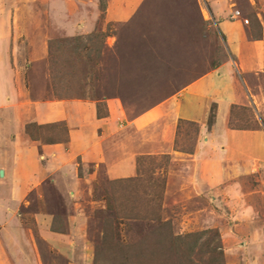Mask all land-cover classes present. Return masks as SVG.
Returning a JSON list of instances; mask_svg holds the SVG:
<instances>
[{
  "label": "rangeland",
  "instance_id": "1",
  "mask_svg": "<svg viewBox=\"0 0 264 264\" xmlns=\"http://www.w3.org/2000/svg\"><path fill=\"white\" fill-rule=\"evenodd\" d=\"M137 1L0 0V96L15 105L65 97L87 104L94 118L117 108L129 120L179 98L183 87L212 71L207 84L215 96L204 124L212 113L213 122L229 129L220 158L214 157L218 167L160 155L147 145L131 177L111 180L76 166L82 177L63 184L47 173L35 175L30 157L21 163L20 149L13 167L18 187H11L9 164L0 160V251L11 257L10 248L33 252L36 264H264V0L231 4L227 23H237L235 34L258 39L256 56L245 63L234 52L247 47L231 50L224 43L221 20L206 14L201 0ZM231 57L233 86L214 71ZM5 67L15 70L16 83ZM111 82L118 85L108 88ZM233 87L237 98L228 90ZM18 88L19 100L10 97ZM106 99L114 106L102 108ZM190 104L193 112L196 100ZM18 110L20 144L39 136L42 143L63 139L57 125L35 129L24 123L27 107ZM197 129L183 123L171 136L190 152ZM56 168L44 170L53 175ZM16 190L14 201L9 192Z\"/></svg>",
  "mask_w": 264,
  "mask_h": 264
},
{
  "label": "crops",
  "instance_id": "2",
  "mask_svg": "<svg viewBox=\"0 0 264 264\" xmlns=\"http://www.w3.org/2000/svg\"><path fill=\"white\" fill-rule=\"evenodd\" d=\"M140 1L141 0H138L136 5ZM201 1L203 3L201 4L206 7L208 13L210 14L211 12V17L215 16L221 20L218 25L220 29H222L221 32L223 34L218 30L219 28H215L219 31L221 36L224 37V43L228 42L231 50H233L236 45L241 47L243 44L245 45L243 47H247L248 51H252V54L248 56H244V52H247V49H240L239 52L235 51L234 54L236 53L238 61L240 63H245L250 57L256 56L255 52H257L256 45L258 42L249 40L244 32L237 36L235 34L236 30L234 31L237 23L233 22L230 25L227 23L233 20L229 16L233 14L234 11L231 9V4L236 0H225L227 4L223 0ZM196 10L200 13L198 6ZM66 27H68L69 30H74L71 25H67ZM66 27L63 28L66 29ZM230 49L228 48L229 53ZM1 50H3L2 47ZM256 59L259 60L258 58ZM232 61L233 59L231 57L227 59V61H222L221 64L214 69V71L220 74H217V76H219L221 80L227 82V84H231L230 86H233L231 82L236 80L233 78V72H229V69L232 70L234 64L237 66L236 63ZM5 69L7 68L5 67ZM7 70L9 75L11 73L12 81L16 83L14 77L15 70ZM247 70L251 72V69ZM211 75L212 71L205 73L203 76L197 78L196 81L183 87L182 89H185L180 91V97L173 98V102L172 100L158 102L136 118L129 120L126 115L124 116L122 109H117L116 107H114L116 110L112 109L114 110L113 112L109 113L108 111V116H106V118H94L93 111H91V107L87 108V104L83 105L79 100H68L65 99V97L52 101L24 102L23 104L20 100L15 105L8 100L9 96H0V130L4 132L0 140L1 145H3V148H0V160L8 162L9 164V172H6V174L10 176L11 182L15 185H11V187H18L14 181L13 167L15 166V162L19 159V156H16V152L20 149L25 151V154L20 156L21 159H23L21 163L28 162V157H30L33 167L31 171H33V173L35 172V175L38 173H47L46 176L51 175L53 182L55 181L54 177H57V180H62L63 184L65 180H78V178L82 177L78 175V171L76 172V166H80L83 171L85 167H91L90 171L92 174L101 172L111 180L131 177L136 173L138 167L137 160L143 157L140 150L142 147H147V145L151 147L154 146L160 155L173 156L175 154L178 157L184 155L187 158L186 162H192L193 164L196 163L197 160L201 162L209 160L214 163V168L219 164V161H216L215 158L218 160L220 158V150H224L225 148L229 129L225 123L220 124V121H216L210 126L204 124L209 104L212 105L209 101L215 96L213 90L208 91L207 83L209 80L212 81ZM251 75L252 72L249 76ZM117 85L116 83L113 85L111 82L107 87L111 88V86L115 87ZM2 86L4 85L2 84ZM18 89L19 92L16 95H10V97L18 98V100L22 99L21 90L20 88ZM235 89L237 90L236 87L228 88V90L233 93L234 98H237L239 96L235 94L237 93V91H234ZM222 96L223 95L217 97V100L214 101V105L220 102L219 100L222 101ZM191 98L192 100H196L197 105L195 109H193V112L198 111V115H193V112H188L186 109L191 105ZM113 100L114 99L102 100V108L114 106L112 102L115 101ZM19 105L26 106L28 109V116H30L24 123H35L37 125L59 124L58 126L63 129L61 132L63 139L60 141H53L50 144L42 143L40 140H30L29 143L25 145L20 144L19 136L23 126L20 119H18L20 115L18 114ZM96 109L94 110L96 111ZM172 111H176L177 114L175 119L170 120ZM86 112L91 114L89 118ZM110 116H116V118L111 119ZM114 119L120 121L117 123L112 121ZM84 121L87 125H85ZM81 122H83V124H81ZM105 123H107L106 127L103 128ZM183 123H193L198 127V133L194 139V144L190 152L182 151V141L178 139L175 140V136H171V133L174 135V132H176V130L178 131L180 125ZM8 133L10 136L7 137L6 135ZM108 133H112L108 138L109 140L103 141L102 145L97 142L100 136L105 137ZM166 136H168V139H166ZM161 138H163V140H161ZM153 139L157 140L156 143L153 142ZM46 165L48 167H57L56 170H53L55 171V175L50 174V171L44 170ZM217 167L218 166H216V168ZM3 191H5V189ZM9 194H11L13 199L18 195L17 190L16 193L12 191L9 192ZM16 199L14 201H16ZM55 234L58 237H64L63 233ZM20 237L28 242L26 236H21L20 234ZM4 248L5 250H9L5 245ZM10 252L14 253L12 257L9 253L5 252L4 254L0 251L1 258L4 259L1 260L0 258V264H36V254L33 252L29 255H23V253L18 252V249L15 250L13 248H10ZM257 253H259V250L256 251V254Z\"/></svg>",
  "mask_w": 264,
  "mask_h": 264
},
{
  "label": "trees",
  "instance_id": "3",
  "mask_svg": "<svg viewBox=\"0 0 264 264\" xmlns=\"http://www.w3.org/2000/svg\"><path fill=\"white\" fill-rule=\"evenodd\" d=\"M212 118H213V115H212V113L209 115V122H208V126H210V125H212L214 122H213V120H212ZM51 125H57V124H51ZM59 125V124H58ZM57 125V126H58ZM28 126H32V127H34L35 129L36 128H40V129H42L44 126H46V125H37V124H35V123H30V124H28ZM48 126V125H47ZM58 130H59V132H58V134H61V132L63 131V129L60 127V126H58ZM45 130H42L41 132H44ZM40 133V132H39ZM31 140H35V141H37V140H41L40 139V136L39 137H34L33 139H31ZM46 143H52V141H46Z\"/></svg>",
  "mask_w": 264,
  "mask_h": 264
},
{
  "label": "clouds",
  "instance_id": "4",
  "mask_svg": "<svg viewBox=\"0 0 264 264\" xmlns=\"http://www.w3.org/2000/svg\"><path fill=\"white\" fill-rule=\"evenodd\" d=\"M204 12H206V14H208V11L206 10V8H205V10H204ZM241 16V15H240ZM231 19H233V18H231ZM236 19H237V17H236ZM258 39H252L251 41H257Z\"/></svg>",
  "mask_w": 264,
  "mask_h": 264
},
{
  "label": "water",
  "instance_id": "5",
  "mask_svg": "<svg viewBox=\"0 0 264 264\" xmlns=\"http://www.w3.org/2000/svg\"><path fill=\"white\" fill-rule=\"evenodd\" d=\"M0 175L3 176V172L2 171H0Z\"/></svg>",
  "mask_w": 264,
  "mask_h": 264
},
{
  "label": "built area",
  "instance_id": "6",
  "mask_svg": "<svg viewBox=\"0 0 264 264\" xmlns=\"http://www.w3.org/2000/svg\"><path fill=\"white\" fill-rule=\"evenodd\" d=\"M245 21H246V20H245ZM245 23H247V21H246Z\"/></svg>",
  "mask_w": 264,
  "mask_h": 264
}]
</instances>
